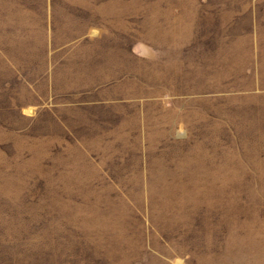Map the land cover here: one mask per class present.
<instances>
[{
    "label": "rangeland",
    "instance_id": "obj_1",
    "mask_svg": "<svg viewBox=\"0 0 264 264\" xmlns=\"http://www.w3.org/2000/svg\"><path fill=\"white\" fill-rule=\"evenodd\" d=\"M2 241L264 264V0H0Z\"/></svg>",
    "mask_w": 264,
    "mask_h": 264
},
{
    "label": "trees",
    "instance_id": "obj_2",
    "mask_svg": "<svg viewBox=\"0 0 264 264\" xmlns=\"http://www.w3.org/2000/svg\"><path fill=\"white\" fill-rule=\"evenodd\" d=\"M4 243L5 242L3 241L0 242V264H48L35 256L32 257L27 251H25L28 248L27 245H25L27 248L23 249L26 256L18 257L16 251L12 253L9 252L10 246ZM21 258H25V261H22Z\"/></svg>",
    "mask_w": 264,
    "mask_h": 264
}]
</instances>
